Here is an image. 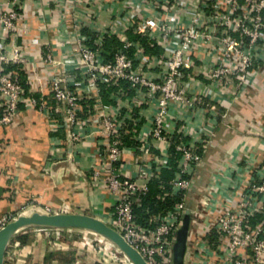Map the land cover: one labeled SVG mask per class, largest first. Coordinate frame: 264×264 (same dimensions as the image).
Wrapping results in <instances>:
<instances>
[{
    "label": "crops",
    "instance_id": "obj_1",
    "mask_svg": "<svg viewBox=\"0 0 264 264\" xmlns=\"http://www.w3.org/2000/svg\"><path fill=\"white\" fill-rule=\"evenodd\" d=\"M5 1L0 0V9L4 8ZM23 2L19 30L11 40L29 61L17 68L7 65L6 69H17L26 96L41 88L48 105L41 109L23 107L8 126L0 128V217L19 212L30 214L35 208L47 207L49 213H84L108 222L113 216V197L105 187L107 175L102 160L96 155L97 137H83L74 146L67 145L69 126L50 95L49 80L60 75L65 86L82 94L79 105L82 121L76 127L80 135L84 136L105 115L114 114L126 123L121 136L125 149L118 164L122 173L136 178L140 170L148 167L149 157L142 150L145 146H150V157L154 161L147 169L167 163L170 158L168 144L149 136L152 118L148 96L144 92L136 94L124 82L103 83L97 93L89 78L76 65L80 41L93 45L102 34L104 48L109 53L115 46L122 47L119 35L124 30L123 20L136 14L146 0H130V6L124 4V0ZM148 9L154 8L149 5ZM23 27L28 31H21ZM134 35L127 31V38L141 43L146 55L162 52L161 46H148L146 40ZM47 54L54 61L52 64L44 62ZM205 59L209 60V55L198 53L196 63ZM126 98L136 99L139 103L132 109L134 114L138 112V122L134 125L129 120ZM1 100L0 96V110ZM115 103H121V106L113 108ZM204 128L211 129V135L191 176L188 209L180 225L185 230L181 259L175 263L179 228L172 246L173 264H233L212 227L223 209L234 205L233 202H222L231 190L229 187L226 192L224 185L240 182L238 194L242 193L245 182L255 179L258 169L244 170L247 160L255 168L264 158V136L258 135L264 133V62L253 72L247 89L236 97L224 120L204 109L176 105L170 108L167 130L171 134L183 132L203 137L201 131ZM68 156L73 160H66ZM96 169L101 170L100 177L94 175ZM241 170H244L242 174ZM205 201L213 213L204 210ZM259 219V214H255L248 224L253 226ZM11 247L10 251L17 252L16 262L5 261V264H117L107 252L96 247L52 244L40 233L20 234Z\"/></svg>",
    "mask_w": 264,
    "mask_h": 264
},
{
    "label": "built area",
    "instance_id": "obj_2",
    "mask_svg": "<svg viewBox=\"0 0 264 264\" xmlns=\"http://www.w3.org/2000/svg\"><path fill=\"white\" fill-rule=\"evenodd\" d=\"M146 2L144 8L123 20L124 30L119 35L122 47L115 46L109 53L104 48L102 34L93 45L80 41L76 65L97 93L103 83L124 82L136 94L144 92L148 96L152 118L150 138L166 142L169 156L171 147L181 155L179 172L170 181V191L163 194L180 193L173 208L149 213L146 224L136 222L134 205L147 193L149 180L167 163L147 169L154 161L150 157V146H145L142 150L149 157L148 167L140 170L136 178L122 173L118 164L125 149L121 136L126 123L114 114L105 115L84 136L80 135L76 127L82 121L79 115L82 94L65 86L60 75L50 78L49 89L55 106L69 126L67 145L74 146L83 137H97L96 155L102 160L107 175L105 187L113 197V216L106 223L118 231L148 264H173V241L188 209L191 176L201 161V150L209 140L211 129L204 128L201 131L203 137L183 132L171 134L167 130L169 110L176 105L214 112L220 120L226 118L236 97L247 89L253 72L264 62V0ZM23 3V0H6V7L0 9V128L8 126L23 107L41 109L48 105L41 88L26 96L17 69H6L7 65L17 68L29 61L11 40L19 30ZM124 4L130 6V0H124ZM149 5L154 9L147 10ZM21 31H28V28L23 27ZM127 31L146 40L148 46H161L162 52L146 55L141 43L127 38ZM198 53L207 54L210 59L197 64ZM43 60L47 64L54 62L49 54ZM218 92L222 94H216ZM126 101L129 120L134 125L138 122V112L134 114L132 109L139 103L133 98H126ZM120 106L121 103H115L113 108ZM258 135L263 137L264 133ZM65 159L73 160L69 156ZM256 168L255 179L245 182L242 193L238 194L240 182L224 185L226 192L229 187L231 190L222 202H233L234 205L226 206L212 227L233 264H261L264 260V158L255 168L247 160L244 170ZM93 173L100 177L102 172L96 169ZM203 208L213 213L208 201L204 202ZM35 211L49 213L47 207L35 208ZM20 214L23 212L2 215L0 228ZM255 214H259L260 221L251 226L248 222ZM34 231L43 234V238L52 244L72 243L85 248L95 244L97 249L105 252L112 245L101 235L80 228L40 227ZM16 253L14 250L7 252L3 264L14 262Z\"/></svg>",
    "mask_w": 264,
    "mask_h": 264
},
{
    "label": "water",
    "instance_id": "obj_3",
    "mask_svg": "<svg viewBox=\"0 0 264 264\" xmlns=\"http://www.w3.org/2000/svg\"><path fill=\"white\" fill-rule=\"evenodd\" d=\"M34 227L80 228L97 233L110 241L124 254L132 264H148L143 256L130 245L123 236L103 219L84 213L34 211L30 214H20L0 228V264L4 263L7 245L19 231ZM184 226L179 230V240L175 247V263L181 259Z\"/></svg>",
    "mask_w": 264,
    "mask_h": 264
},
{
    "label": "trees",
    "instance_id": "obj_4",
    "mask_svg": "<svg viewBox=\"0 0 264 264\" xmlns=\"http://www.w3.org/2000/svg\"><path fill=\"white\" fill-rule=\"evenodd\" d=\"M137 38V36L134 35ZM131 36V38H134ZM139 37V36H138ZM142 39V38H141ZM144 40V39H143ZM141 41V40H140ZM171 156L167 161V166L159 170V172L149 180L147 193L138 199L134 205V215L136 222L146 224L149 213H156L173 208L174 204L179 200V192H171L165 196L166 191H170V181L176 177L179 172L178 161L180 153L171 147Z\"/></svg>",
    "mask_w": 264,
    "mask_h": 264
},
{
    "label": "rangeland",
    "instance_id": "obj_5",
    "mask_svg": "<svg viewBox=\"0 0 264 264\" xmlns=\"http://www.w3.org/2000/svg\"><path fill=\"white\" fill-rule=\"evenodd\" d=\"M9 221H10V220H9ZM9 221H8V222H9ZM87 231H88V230H87ZM25 232H26L27 234H31V235L38 234V232L34 231V229H27V230H24V231H21V232L15 234V235L11 238L9 244L7 245V248H6L5 253L8 252V251H10V250L12 249L11 244L14 243V239L17 238L18 236H20V234H25ZM99 244H102V243H99ZM112 245H113V244H112ZM92 246L95 247L96 245L93 244ZM83 248H85V247H83ZM107 250L110 251V252L107 251V252H108L107 254L111 257V259H112L113 261L117 262V264H128L126 261L123 260V259H126V258H123V259H122L121 254H119V252H115V250L113 249L112 246H109ZM102 251H103V250H102ZM120 252H121V251H120ZM112 254H114V255H112ZM16 259H17V258L15 257V258H14V262H16Z\"/></svg>",
    "mask_w": 264,
    "mask_h": 264
},
{
    "label": "bare ground",
    "instance_id": "obj_6",
    "mask_svg": "<svg viewBox=\"0 0 264 264\" xmlns=\"http://www.w3.org/2000/svg\"><path fill=\"white\" fill-rule=\"evenodd\" d=\"M40 227H34V228H32V229H34V230H38ZM22 231H24V230H22ZM19 232H21V231H19ZM19 232H17V233H19ZM16 233V234H17ZM112 247H113V249L115 250V252H119V254H121V257H122V259L123 258H126V259H123L124 261H126L128 264H132L131 263V261L124 255V254H122L119 250H118V248L117 247H115L114 245H111Z\"/></svg>",
    "mask_w": 264,
    "mask_h": 264
}]
</instances>
